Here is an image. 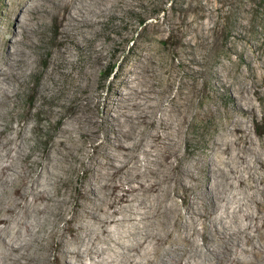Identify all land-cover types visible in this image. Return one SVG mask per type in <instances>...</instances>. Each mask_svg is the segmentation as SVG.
<instances>
[{
  "label": "bare ground",
  "instance_id": "obj_1",
  "mask_svg": "<svg viewBox=\"0 0 264 264\" xmlns=\"http://www.w3.org/2000/svg\"><path fill=\"white\" fill-rule=\"evenodd\" d=\"M123 1L3 2L4 15L13 18L15 28L7 37L0 26V137L12 134L5 140L8 162L0 166V197L11 187L7 203H0V246L9 248L0 255V264H182L194 251L189 247L194 234L201 238L196 241L201 248L198 259L209 256L214 264H223L232 235L222 217L213 216L217 212L213 206L224 199V183L261 191L260 198L253 197L257 234L234 230L231 239L237 247L250 245L243 247V253L264 255V245L254 240L260 236L264 241V157L247 165L246 174L237 173L254 143L242 122L264 110V77L257 59H247L248 69L241 71L238 95L227 109L226 121L220 118L218 103L197 99V85L189 88L183 81L177 93L170 94L163 85L161 63L150 51L126 71L120 87L110 83L115 97L102 98L97 90L102 83L97 81L96 88L93 83L108 57V44L96 35L107 16L123 9ZM48 18L56 47L42 56ZM202 25L210 28L209 22ZM86 45L87 60L80 63ZM38 70L41 79L34 85V105L39 97L53 93L62 73L71 83L69 92H62L69 103L60 99L68 111L49 107L52 117L62 123L43 148L37 137L25 132L32 127L27 122L18 117L16 124L12 118L2 121L5 113L18 112L17 95ZM220 72L218 85L228 90L232 84ZM175 77L172 74L171 83ZM10 104L14 109L7 108ZM214 112L222 131L212 139L206 182L202 159L193 156L188 163L191 152L183 147L194 120ZM226 133L233 138L228 140ZM259 144L264 147V137ZM216 161L220 166H213ZM79 169L86 178L73 192L71 178ZM11 228L18 234L13 243L4 236ZM164 244L168 246L157 259ZM235 261L259 264L255 259Z\"/></svg>",
  "mask_w": 264,
  "mask_h": 264
},
{
  "label": "rangeland",
  "instance_id": "obj_2",
  "mask_svg": "<svg viewBox=\"0 0 264 264\" xmlns=\"http://www.w3.org/2000/svg\"><path fill=\"white\" fill-rule=\"evenodd\" d=\"M4 1L7 0H0V26L5 27L6 36L10 37L15 28V22L12 17L4 15ZM123 4V9L118 14L107 16V19L99 25L100 32L98 31L96 35L108 44V57L104 60L105 62L101 63V68L96 72L93 83L95 88L97 81L102 83L97 88L101 92L102 98L107 94L112 97L116 96V89L110 87V83L113 82L114 85L120 87L126 71L147 51L151 52L154 60L161 63L162 70H164L163 85L170 88V94L174 92L172 95H175L183 81L188 82L189 88L194 85L199 86L197 99H202L203 104L218 103L222 121H226L227 109L231 107L234 98L238 95V87L242 77L241 71L248 69L247 59L249 57L257 59L258 71L264 77V0H124ZM142 19L146 20V23L140 26ZM47 22L48 26L43 33L42 41L45 51H43L42 56L47 54L48 50H53L56 47L54 41L55 30L49 18ZM205 22L210 23V28L203 27L202 24ZM3 47H6V42H4ZM87 52L88 46L86 45L81 50L80 63H85L87 60ZM258 55H260V58H258ZM111 70H113L112 73H110ZM220 70V73L226 74L225 78L228 83L232 84L228 90H225L224 86L218 85L216 75ZM62 74L59 75L60 77L58 76L59 84L54 90L55 93L53 91L47 96L39 97L37 104L34 105V85L41 79L39 70L34 71L27 80L25 87L20 89L17 95L18 107L14 106V108H18V112L5 113V117L3 116L2 119V121H7L12 118V121L16 124V117H18L19 120L27 122L32 127L30 130L25 129V132L37 137V143L42 148L52 139L62 123L61 120L52 117L51 109L61 108L68 111L67 104L69 100L64 97L63 93L69 92L71 83H69L70 77L65 76L64 73ZM172 74H176L177 77L172 80L173 83H171L170 78ZM262 87L264 89V78ZM55 94L57 96H53ZM60 95H63V97ZM60 99H65L64 101L67 104L64 102L65 105L64 103L60 105ZM255 102L260 103L257 99H255ZM246 106L245 104L244 107L246 108ZM7 108L9 110L14 109L11 104ZM103 108V102H101L99 109L103 110ZM218 117L214 112L207 113L202 118H196L183 147L191 152L190 157L187 158L188 163L193 156H200L202 159L204 165L202 178L206 182L212 164L210 160L212 156V139L222 131L216 121ZM242 125L248 129L254 143L246 150V162L238 165V174H246L245 167L247 165L253 164L256 157H264V147L259 144L260 139L264 137V110L258 111L255 118L246 116ZM10 136L12 134L0 137V166L2 162H8L6 160L8 145L5 140ZM225 136L228 140L233 138L230 133H226ZM89 149L93 152L91 146ZM12 153L14 152L12 151ZM214 163L213 166H220L218 161ZM79 170L77 176L71 178L70 187L73 192H75L76 184H83L86 178L84 171ZM257 177L258 175L255 176V179ZM260 186L262 185L260 184ZM222 188L225 190L224 199L216 202L213 206L214 210L217 208V212L213 216L219 214L226 225L227 231L232 235L229 236L230 239L227 241L228 248L225 252L227 257L224 258L225 262L223 264L229 262V264H236L235 259L241 260L240 262L255 259L259 264H264V255L255 257L250 252L243 253V247H250V245L237 247L234 240L231 239L235 236L232 232L234 230L238 232L246 229L248 233L257 234L254 230L253 219V214L256 212L254 198H260L261 191L253 192L254 189H249L247 186L235 189L227 183H224ZM10 191L11 187L4 190L0 197V203H7ZM178 201L182 202V198L178 197ZM18 228L20 226L16 227V229ZM37 229L41 233L45 232L40 227H37ZM4 236L11 243L18 238V234L14 232L13 228L4 233ZM191 239L192 243L189 247H193L194 251L187 255V260L182 264H214L209 260V256L206 259L204 257L205 260L198 259L197 254L201 248L196 247L198 246L196 241L200 242L201 238L194 234ZM254 240L264 245V241L260 236H256ZM211 243L214 244V241H211ZM167 246L168 244L162 246L160 253L156 256L157 259ZM0 247L1 256L9 251V248L4 245ZM105 255L109 256L110 254L106 253ZM138 259L144 261L143 257Z\"/></svg>",
  "mask_w": 264,
  "mask_h": 264
},
{
  "label": "trees",
  "instance_id": "obj_3",
  "mask_svg": "<svg viewBox=\"0 0 264 264\" xmlns=\"http://www.w3.org/2000/svg\"><path fill=\"white\" fill-rule=\"evenodd\" d=\"M145 23H146V20L142 19V20L140 21V26L144 25ZM112 71H113V70H111L110 73H112ZM109 75H110V74H109Z\"/></svg>",
  "mask_w": 264,
  "mask_h": 264
}]
</instances>
